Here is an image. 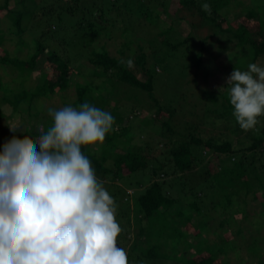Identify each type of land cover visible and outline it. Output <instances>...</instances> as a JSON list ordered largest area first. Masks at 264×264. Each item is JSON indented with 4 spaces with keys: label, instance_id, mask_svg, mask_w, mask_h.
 Returning <instances> with one entry per match:
<instances>
[{
    "label": "trees",
    "instance_id": "16d2710c",
    "mask_svg": "<svg viewBox=\"0 0 264 264\" xmlns=\"http://www.w3.org/2000/svg\"><path fill=\"white\" fill-rule=\"evenodd\" d=\"M19 1L21 7L13 8L10 0L0 6V17H10L15 26L12 33L0 28V71H5V66H12L19 78L8 85L0 74V90L5 91L2 100L12 104L15 113H19L22 106L37 118L47 114L49 109L63 108L62 105L79 108L88 102L102 110L109 104L113 105L111 114L115 123L105 138L102 153L93 152L92 146L82 147V152L90 159L97 178H120L130 181L129 186L141 187L134 195L141 230L131 246L129 263L232 264L220 253L234 251L237 254L239 244L230 249L231 237L224 236V229L220 231V228L226 226L225 215L230 212L237 210L248 218L251 211L249 203L254 200L262 205V210L255 215L257 229L241 244L247 246L248 255L256 257L254 259L258 264H264V246L257 248L254 244H248L251 239L256 241L257 236L262 235L264 239V157H259L256 151L264 143V125L246 132L245 137L251 140L248 146L240 137L239 146L234 147L231 132L240 134L242 129L232 124L236 120L229 101L227 82L223 80L215 84L210 78L211 85L206 92L202 90L204 93H200L201 100L198 102V105L207 104L210 115L201 119L199 122L203 124L197 123L193 132L180 134V141L169 133L176 132L170 120L179 115L180 109L174 104H171V110L163 108L154 94L160 74L156 67L161 65L166 69L168 55L178 52L194 36L193 32L183 35L174 25L173 16L182 14L183 18L189 14L198 15L197 24H208L216 34L227 33L236 37L238 45L249 53L237 55L232 61L233 66L246 71L251 63L261 66L264 58V3L256 4L249 0H49L51 7H43V13L38 14V9L42 10L41 2L30 0L33 1L32 5H28V0ZM204 3L210 6L208 11L203 10ZM113 13H116V18H109L108 15ZM143 19L159 28V31L155 37L138 45L139 52L131 58V66L127 64L128 60L113 56L106 44L100 49L94 46L95 41L115 28L120 29L123 35L142 34V37L148 38L149 27L138 26ZM28 21H34L33 31L28 28ZM26 32L33 33L30 40L25 38ZM6 41L18 48L32 46L34 51L24 58L16 53L17 50L4 48ZM61 42L67 43L73 57L64 58L58 52L56 48L61 47ZM134 42L131 39L124 45L130 46ZM121 52L125 54L127 50L122 49ZM45 53H49V56L44 69H36ZM203 55V51L195 55L199 66ZM78 57H86L95 66L92 79H87V65L76 67L72 64L73 58ZM140 73L146 75L147 79L142 80ZM124 84L130 85V89L147 93L148 98L155 102L158 118L168 115L169 119L164 125L169 132L156 135L158 141L153 140L155 137L149 139L148 135L143 147L132 144L135 139L133 133H137L139 128L145 131L156 119L151 116L139 119L132 107L129 109H132L130 115L127 113L129 111L121 105L119 96L121 90L127 89L123 88ZM196 85L199 88L200 83L197 81ZM66 92H72L74 100L58 103L59 95ZM136 96L129 95L126 100L132 104L137 101V106L142 107L141 100L134 99ZM44 98H49V101L44 102ZM219 101L221 106L216 108L215 104ZM0 115L3 117L5 113L0 110ZM136 118L139 120L136 121ZM50 119L53 125V117ZM16 122L14 126L23 134L16 135L12 130L15 143L31 145L39 150L37 137L50 128L36 131L21 123L20 117ZM207 126L215 133H210ZM119 147L125 152L113 151ZM111 157L115 160L114 168L106 165ZM144 174H150V185L142 188L145 181L139 177ZM135 176L137 180H134ZM199 180L202 187L196 188L193 182ZM114 185L118 190L111 195L113 198L119 192L124 193L119 206L122 210L116 209L117 218L129 212L124 199L129 198L130 193L123 186ZM114 201L116 204L117 200ZM216 208L220 210L218 226H214L211 219V212ZM242 230L238 232L242 233ZM207 233L214 234L215 240L211 242ZM142 236L146 237L145 241L140 240ZM191 249L194 253H189ZM236 256L239 259L242 257L239 254ZM254 259L247 264H255Z\"/></svg>",
    "mask_w": 264,
    "mask_h": 264
},
{
    "label": "clouds",
    "instance_id": "9594fccd",
    "mask_svg": "<svg viewBox=\"0 0 264 264\" xmlns=\"http://www.w3.org/2000/svg\"><path fill=\"white\" fill-rule=\"evenodd\" d=\"M227 85L239 127L254 128L264 116V67L236 68ZM49 114L54 123L36 136L39 150L5 145L0 156V264H129L114 198L82 152L103 144L115 118L88 102Z\"/></svg>",
    "mask_w": 264,
    "mask_h": 264
},
{
    "label": "rangeland",
    "instance_id": "374dc122",
    "mask_svg": "<svg viewBox=\"0 0 264 264\" xmlns=\"http://www.w3.org/2000/svg\"><path fill=\"white\" fill-rule=\"evenodd\" d=\"M5 1L6 0H0V6L4 5ZM35 1L36 3H38V1L41 2L40 5H42L40 6L42 10L38 9L39 12L38 14L43 13L44 10L43 7H47V9L51 7L49 0L48 1L35 0ZM250 1L256 4L264 3V0H249V2ZM32 2L33 1L28 0L27 4L32 5ZM10 4L13 8L21 7V1L19 0H10ZM115 15L116 13H113V15H108V17L116 18ZM181 15L182 14L173 16V18H175L174 25L179 29V31H181L183 35H189L191 32H193L194 36L192 37L190 42L184 45L182 48H180L178 52H172L171 55H168V59H167L168 64L165 67L166 69H163L161 65H158L156 67V70L160 74H158L157 76L158 79L154 92L155 97L160 100L161 106L163 108L167 110H171L170 106L171 104H174L175 107H178L180 109L178 110L179 115L174 116L170 120L171 125L175 127L176 132L174 133L169 132L168 129L165 127L164 123L169 119L167 114L162 115V117L160 118L157 117V113L155 112V108H157L156 105L154 104L155 102L154 100L148 98L147 93H145L144 91H140L139 89L136 88L130 89V85L124 84L123 88H127V89L121 90L119 95L120 98L122 99L121 105L124 106V109L126 108L125 110L129 111L131 107L132 109L135 108L136 114L139 116V119L144 118L146 116H151L156 119L152 124H150L149 127H146L145 131H142V129L139 128L137 133L136 132L133 133V135H135V139L132 142L133 145L143 147L145 145L144 140L148 138V135H149V139L155 137L153 140H155L156 142V140L158 141L156 135H162V133H166V132L173 134L172 135L173 138L182 141V139L180 138L181 137L180 134L184 135L185 133H187V131L193 132L192 129L196 126V124L197 123L203 124V122H199V121H201V119L203 118H206L207 115H210L207 104L202 105L200 103V105H198L199 100H201V98H199V96H201L200 93L202 94L204 93L202 92V90H205L206 92V89L211 85L210 78H212V81L215 84L216 83L218 84V82H222L223 80L227 82L228 77L232 74V72L236 68H238L236 66H233L232 61L234 60V58L242 53L244 54L249 53L248 50H245L238 45V39L234 37L232 34L230 35L227 33L216 34L214 28H211L210 25L197 24L199 22L198 15L191 16L189 14V16L183 18L181 17ZM9 18L10 17L7 18L4 15L0 17V28H2L4 31L8 33H12V30L15 28V26L12 23L11 19ZM232 19L233 17H231V20ZM33 23L34 21H28V28L30 27V30L33 29ZM165 24L169 25V23H165ZM54 26L55 25H53V28ZM138 26L139 27L146 26V28L149 27L148 38L145 37L146 38L145 39L144 37L141 36L142 34L123 35L122 34L123 32L120 29L115 28L114 30H112V32L107 31L102 39L99 38L97 41H95L94 46L100 49L102 45L106 44V46L110 49L113 56H117L125 60H129L133 58L136 53L139 52L138 45L140 43H146L148 39H150V37H155L159 31V28L148 23L144 19L142 22L138 24ZM111 29L113 28L111 27ZM34 33H36V31ZM110 34L112 35V37H109ZM31 36H33V33L31 34L30 32H26L25 38L27 40L28 39L30 40ZM38 36H40V34H38ZM131 39L135 40L133 44H131L130 46L124 45L126 41ZM4 44H5L4 48H8L13 51L17 50L16 53L21 54L24 58L29 57L30 54H32L34 51L32 49V46H30V48L27 47L18 48V46L16 47L12 42L9 41H6ZM66 44L64 42H61V47H58L56 49L64 58L73 57V55H71L72 51L67 49ZM122 49H126L127 52L125 54H122L121 52ZM201 51H203L204 57L201 62V66H199L200 64L197 63L198 59L195 55L200 54ZM48 56L49 53H45L40 58L36 69H44L45 67L44 63ZM72 62H73L72 64L76 67L87 65L86 66L87 79H92L94 77L95 66L92 65V63H90L89 59H87L86 57H82V58L78 57L76 59L73 58ZM261 63H262L261 66L264 67V58H262ZM199 67L200 69H198ZM4 69L5 71L3 72L0 71V74L4 77L6 84L8 85L11 84L15 78L16 80L19 79L17 72L15 71L13 72L12 66H5ZM197 73H199V75H197ZM140 78L142 80H146L147 76L144 75L143 73H140ZM197 81L200 83L199 88L196 85ZM31 86L33 85H30V87ZM4 94L5 91L0 90V106L2 112L5 113L3 117H1L0 115V156H3L4 154L5 145L16 144L12 138L13 128L9 126V123H12L14 126V122L15 121L18 122L19 117L21 123H25L30 128H35L36 131L46 128L49 129L52 126L50 119L51 115L49 114V112L47 114H42L39 118H37L34 117L33 114L31 115L22 106H20L19 109L21 111H19V113H15L12 104L2 100ZM136 94L137 96L134 97V99L135 100L140 99L142 102L141 104H143L144 106L142 105V107H138L137 105L139 104V102L134 101L133 102L134 104H132L130 100L129 101L126 100L127 96L129 95L133 96ZM216 94L219 95V93ZM72 96H73L72 92H68V93L66 92L65 94L63 93V95H59L57 99L58 103H60V101L64 102L66 100H72L73 99ZM44 99H43L44 102L49 101V98H44ZM62 106L65 107L68 105H62ZM220 106H221L220 101L218 102L217 105L215 104L216 108ZM112 109H113V105L109 104L106 106L105 111L111 113ZM131 110L127 112L129 115L131 113ZM259 118L261 119L258 121V124H256V127L258 125H264V116H261ZM139 119L136 118V121ZM128 123L129 122H126V124ZM232 124H234L235 126L238 125L235 121ZM206 129L210 131V133H215V131L214 130L212 131V129L208 126ZM247 131L242 130L240 134L231 132V139L234 140V147L239 146L238 139L240 137L243 139V141H245L247 146L251 143V140L245 137ZM104 143L105 141L103 142V144L92 146V151L96 152L97 154H101ZM263 150H264V143L263 146L258 147L256 149L259 157H264ZM113 151L118 153L125 152V150H123L122 147H119ZM114 161H115L114 158L111 157L106 162V165L114 168ZM197 174L198 172H196V175ZM149 176L150 174H144V176L139 177L140 180L142 179L143 181H145L144 182L145 185H143L142 188L147 185H150V178H148ZM98 179H100V181L103 183V186L111 195H113L118 190L114 184L118 186H123L124 188L128 189L130 193L129 198H125L126 200L124 199V201L128 203L125 206H126V210H128L129 212L125 216L119 215V217L116 218L117 222L121 227V232L117 238L118 247L119 246L122 247L126 251L128 256L131 250V246L141 230L138 221V216L140 214L139 212H137L136 209L137 202H136V198L134 197L138 189L141 187L129 186L130 181L128 180L123 181L120 178L111 179L108 176H103V178L99 176ZM134 180H137L136 176ZM200 181L201 180H199V182H193L195 183L194 186H196V188L202 187V185L199 184ZM137 183L139 184L138 181ZM115 196L116 197L114 199L117 200L116 209L122 210L121 208L119 209V206H121L120 203L122 204L124 193L119 192L118 195ZM249 207L251 211H250V216L248 218H245V216L242 213H239L237 210L234 212H230L229 214L225 215L227 220L226 226H224V228H220V231L224 229L223 232L225 233L224 236L228 235L229 237H231V243L229 247L230 249H232V247H234L235 245L238 246L239 244L237 248L239 249V251L237 250L239 253L237 252V254L242 256L240 259L237 258L236 256L237 254H235L234 251H231L230 253L227 254L220 253L222 258H224L225 260L230 259L232 264H237V263L247 264L250 261H252L254 258L256 259V257L248 255L247 246H244L243 244L244 246L243 247L241 242L245 241L246 239H249L250 233L253 230L257 229V227L255 226L257 225V220H255L256 218L255 215H258L257 213L262 210L261 208L262 205L260 201L256 202L254 200H251V202L249 203ZM219 211L220 210L216 208L211 212L212 214L211 219L214 221V226H218L217 224L220 219ZM144 223L146 222H143V224ZM239 230H242L243 232L239 233L238 232ZM206 236L210 239L211 242L215 240V236L212 233L209 234L207 233ZM257 237L259 238L256 241L251 239V241L248 244L251 246L254 244L256 245L257 248H261V245L264 246V241H263L264 239L262 238V235ZM140 240L145 241L146 237L142 236L140 237ZM180 248L183 249L184 247L180 246ZM189 253H194L193 249H191ZM255 259L254 261H256ZM255 264H258L257 261Z\"/></svg>",
    "mask_w": 264,
    "mask_h": 264
}]
</instances>
